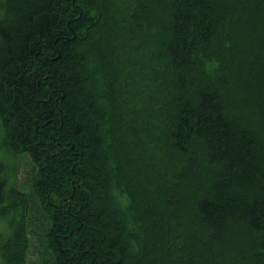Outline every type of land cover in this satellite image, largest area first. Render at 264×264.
<instances>
[{
    "label": "trees",
    "instance_id": "16d2710c",
    "mask_svg": "<svg viewBox=\"0 0 264 264\" xmlns=\"http://www.w3.org/2000/svg\"><path fill=\"white\" fill-rule=\"evenodd\" d=\"M0 156L3 264H264V0H0Z\"/></svg>",
    "mask_w": 264,
    "mask_h": 264
},
{
    "label": "rangeland",
    "instance_id": "374dc122",
    "mask_svg": "<svg viewBox=\"0 0 264 264\" xmlns=\"http://www.w3.org/2000/svg\"><path fill=\"white\" fill-rule=\"evenodd\" d=\"M129 11H128V8H127L125 12H129ZM162 14H165V11ZM112 36H114V38H118L117 35H116V33H113ZM158 36L159 35H156L155 34L154 37L160 38V39H164V36L163 35H161L160 37H158ZM110 39H111V36H110ZM111 40L113 41V39H111ZM125 74L126 73H122V75H121V79L120 80L123 81V82H125V76H126ZM0 158H1V156H0ZM8 233H9V227H8V224H7L6 220L0 218V238H5L8 235ZM0 264H3L1 255H0Z\"/></svg>",
    "mask_w": 264,
    "mask_h": 264
}]
</instances>
